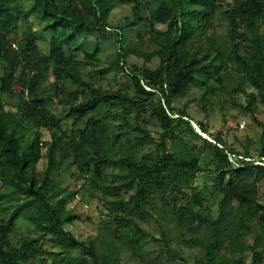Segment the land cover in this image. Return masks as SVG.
<instances>
[{"label":"trees","instance_id":"16d2710c","mask_svg":"<svg viewBox=\"0 0 264 264\" xmlns=\"http://www.w3.org/2000/svg\"><path fill=\"white\" fill-rule=\"evenodd\" d=\"M260 106L264 0H0V264H264Z\"/></svg>","mask_w":264,"mask_h":264},{"label":"rangeland","instance_id":"374dc122","mask_svg":"<svg viewBox=\"0 0 264 264\" xmlns=\"http://www.w3.org/2000/svg\"><path fill=\"white\" fill-rule=\"evenodd\" d=\"M121 21H122V15L120 13H117L116 17L111 20L112 27L119 26L121 24ZM102 60L104 63L106 62L113 63L115 62V57L114 56L105 57L102 55ZM107 68L110 70V72L112 73L115 72V69L111 67H107ZM85 73H86V70H85ZM94 75H96L94 80L98 82L99 81L97 80L98 75L97 74H94ZM199 95H200V91L194 87L192 88V91L187 98V101L189 104L188 105L189 113L197 121H201L203 119L202 114L196 108ZM260 108L263 109L264 107L260 106ZM7 109H11V108L8 107ZM223 114L226 116L227 121H228L226 125L224 124V117L220 114L219 111H215V114L209 119L208 125H209V130H210L211 135H215L217 132H221L223 135V138L228 142V144H232L236 147H238V144L235 142V136L242 139L245 136L255 137L257 135L259 131L258 128L253 126V124L251 123V120L248 117L243 116L239 111L224 108ZM233 116L237 118L236 120L239 123L238 129H236V125H235L236 123L232 119ZM68 120H65L66 124ZM192 125L197 134L202 135L203 138L210 140L208 135H203L201 133V131L199 130V128L197 127L195 123H192ZM43 134H44L43 140H48L49 134L47 132H44ZM61 184L67 185L71 189H73L76 186H80L81 181H79L76 177H71L70 172L66 171L61 176ZM212 185H213V180L207 177H204V175L198 176L197 186L202 188L206 194H208L209 190L212 188ZM73 204H75V200L72 203H70V205H73ZM87 215L91 216V218L94 221L98 222L99 214H98V210L95 204L89 206L87 210ZM19 223H21L22 227L25 225L22 222H19ZM167 232H168V235L174 240L176 237V232L172 224L171 225L168 224ZM173 245L174 246L176 245L175 241ZM178 247L183 251V254L185 255H187L190 252L195 251L194 249L191 250L185 246H178ZM147 248L148 247H145L142 251V256H143L142 264H166L163 256L161 257L159 254H157L155 257H151Z\"/></svg>","mask_w":264,"mask_h":264}]
</instances>
